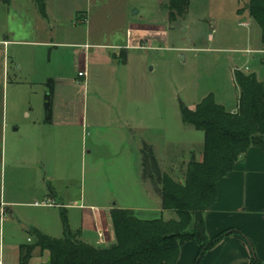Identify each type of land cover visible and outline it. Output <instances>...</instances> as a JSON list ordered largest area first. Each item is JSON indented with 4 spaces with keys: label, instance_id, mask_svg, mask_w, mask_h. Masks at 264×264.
<instances>
[{
    "label": "rangeland",
    "instance_id": "obj_1",
    "mask_svg": "<svg viewBox=\"0 0 264 264\" xmlns=\"http://www.w3.org/2000/svg\"><path fill=\"white\" fill-rule=\"evenodd\" d=\"M13 1L12 5L0 1L2 39L6 32H10L12 39L27 42L48 40L52 31L57 38L68 33L81 37L85 25L74 26L79 11H89L95 32L102 30L109 37L117 33L118 25L128 17L167 27L169 34L162 48L155 43L151 50L132 52L131 67L138 74V95L128 99L123 94L119 98L121 105H134L140 111L139 142L131 145V154L121 149L125 132L103 127L108 119L114 120L107 118V114L102 115L110 113L107 108L117 99L111 94L113 91H94L98 81H92L89 91H85L88 119L85 126L76 129L75 142L85 144L92 151L85 159L75 151L68 161L71 160L77 178L84 180L86 191L91 186L93 198L99 202L108 200L123 206L141 207L157 204V198L154 201L147 197L143 177L145 144L155 141L161 170L177 181H184V165L192 154L199 156L203 152L205 134L184 124L181 102L193 108L213 94L218 103L226 102V107L232 108L241 91L235 79L236 69L245 70L246 66L251 72L261 69L259 76L264 77V65L259 64L263 55L246 52L262 44V29L249 14V0H191L187 14L175 22L169 21V0H64V17L52 22V31L35 11H27L20 0ZM54 46L10 45L4 77L5 54L0 45V137L5 117L9 142L11 137L27 140L32 136L45 137V130L38 126L35 135L31 127L35 122L43 123L46 117L48 78L51 74L78 77L71 56ZM96 125L100 127H94ZM96 139H100L99 144H94ZM37 150L36 144L29 140L25 146L27 159L37 158L41 152ZM91 168L94 175L90 173ZM147 181L156 186L152 180ZM164 218H177V214L171 211Z\"/></svg>",
    "mask_w": 264,
    "mask_h": 264
},
{
    "label": "crops",
    "instance_id": "obj_2",
    "mask_svg": "<svg viewBox=\"0 0 264 264\" xmlns=\"http://www.w3.org/2000/svg\"><path fill=\"white\" fill-rule=\"evenodd\" d=\"M62 1L64 0H45L46 15L41 13L34 0H20V4L27 11H35L41 22H46L52 31V22L60 21L64 17L66 5ZM13 2L11 0L7 4L12 5ZM89 17V11H79L76 14L77 21L74 26L79 23L85 25L84 32L78 38L71 33L57 38L55 31H52L48 40L27 42L12 39L10 32H6L3 39L0 38V45L4 47L5 54L4 77L9 63L8 47L19 43L55 45L54 47L71 56L73 70L78 75L74 77L68 74H51L48 78L45 94L46 117L43 123L35 122L31 127L35 135L39 130L38 126L45 130L47 135L29 138L31 143L36 144L37 151H41L37 158L27 159L25 146L29 140L11 137L9 142L7 119L4 117L2 120L0 264H20L21 246L35 240L31 234L34 228L53 238H63V213H66L69 226L78 239L105 247L116 242L113 209H131L141 219L164 218L165 214L169 215L172 211L163 208L158 187L147 180H144L147 185V197L152 200L157 198L155 205L141 207L123 206L108 200L99 202L93 198L91 186L86 191L84 180L77 178L71 160L68 161L75 151L80 153L83 159L92 151L88 150L85 144L75 142L76 129L85 126L88 119L85 91H89L92 81H98V88L94 91H113L111 94L117 97L114 104L107 108L110 113L102 114H107V118L113 117L114 120L108 119L103 127L107 130H120L123 134L125 132L121 149L123 153L131 154V145L139 142L137 136L141 128L138 122L140 111L134 105H121L119 98L123 94L128 99L138 95V74L131 67L132 52L151 50L155 43H159L158 48H162V43L167 40L169 34L166 26L138 22L128 17L118 25L117 33L109 37L104 35L102 30L95 32ZM246 52L262 54L259 64L264 65L263 42L259 48H248ZM240 70L255 73L264 83V77L261 79L259 76L261 69L251 72L249 66H246L245 70ZM80 71L87 74L80 76ZM51 82L54 91L53 114L48 120L46 95ZM239 99L240 95L232 108H227L226 102V105H223L228 111L235 113L239 109ZM99 142L100 139H96L94 144ZM156 144L155 141H149L159 161ZM195 156L202 160L203 152ZM187 163L188 161L184 165V177ZM90 173L94 175V169L91 168ZM205 220L209 238H214L224 231L231 232L207 251L201 264H251L254 255L264 262V148L252 146L235 165L234 170L221 180L218 201L207 210ZM21 223L31 229H25ZM198 252L199 246L195 242H186L181 246L177 264H196ZM49 261L50 252L37 247L29 264H49Z\"/></svg>",
    "mask_w": 264,
    "mask_h": 264
},
{
    "label": "trees",
    "instance_id": "obj_3",
    "mask_svg": "<svg viewBox=\"0 0 264 264\" xmlns=\"http://www.w3.org/2000/svg\"><path fill=\"white\" fill-rule=\"evenodd\" d=\"M34 1L46 15L45 0ZM190 4L191 0H169V20L175 22L186 15ZM248 10L262 29L264 45V0H249ZM235 79L241 90L235 113L218 103L213 94L193 108L181 102L184 124L205 134L203 159L191 155L183 182L163 172L153 148L144 146V180L156 184L163 208L174 211L177 218L141 219L131 209H113L116 242L100 247L78 239L63 213V238H53L34 228L31 234L35 240L21 246L20 264H29L37 247L50 252L49 264H177L181 246L189 241L199 246L196 264H201L207 251L231 232H221L214 238L207 234L205 214L218 201L219 183L252 146L264 148V83L255 73L240 69L235 70ZM52 83L46 95L48 120L53 114ZM251 264L264 262L254 255Z\"/></svg>",
    "mask_w": 264,
    "mask_h": 264
},
{
    "label": "water",
    "instance_id": "obj_4",
    "mask_svg": "<svg viewBox=\"0 0 264 264\" xmlns=\"http://www.w3.org/2000/svg\"><path fill=\"white\" fill-rule=\"evenodd\" d=\"M21 225H22V227H24L25 229H28V230H30V229H31V227H30V226H28V225H26V224H24V223H21Z\"/></svg>",
    "mask_w": 264,
    "mask_h": 264
},
{
    "label": "built area",
    "instance_id": "obj_5",
    "mask_svg": "<svg viewBox=\"0 0 264 264\" xmlns=\"http://www.w3.org/2000/svg\"><path fill=\"white\" fill-rule=\"evenodd\" d=\"M87 73L86 72H83V71H80L79 75L80 76H83V75H86Z\"/></svg>",
    "mask_w": 264,
    "mask_h": 264
}]
</instances>
